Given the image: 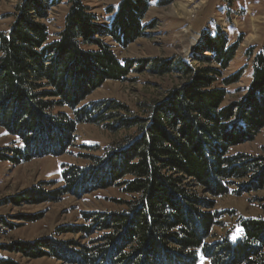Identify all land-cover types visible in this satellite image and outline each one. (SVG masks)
Returning a JSON list of instances; mask_svg holds the SVG:
<instances>
[{"label":"trees","instance_id":"trees-1","mask_svg":"<svg viewBox=\"0 0 264 264\" xmlns=\"http://www.w3.org/2000/svg\"><path fill=\"white\" fill-rule=\"evenodd\" d=\"M63 1L70 6L64 26L50 41L45 20L51 6ZM149 5L150 0H121L106 25L83 0H21L10 29L0 32V124L24 142L0 160L18 164L65 152L82 122L110 120L112 129H136L106 157H93L91 167L63 171L62 194L122 184L133 196L122 211L96 213L92 224L78 231L104 232L101 243L78 251L76 242L48 239L20 241V248L29 257L74 258L79 264H197L201 256L210 264H264V218L242 219L233 238L211 240L222 217L214 211L215 198L229 193L235 180L264 187V158L229 152L264 127V50L246 51L255 57L253 74L238 103L223 106L228 91L214 86L237 52L218 29L204 31L193 53L204 66L180 60L187 81L145 117L121 115L128 107L116 100L81 105L103 82L122 79L132 67L134 62L121 61L105 38L130 42L140 36ZM148 62L158 72L173 69L172 63ZM241 74L223 78L222 84ZM62 106L73 116L56 112ZM0 264L19 263L0 256Z\"/></svg>","mask_w":264,"mask_h":264},{"label":"rangeland","instance_id":"rangeland-1","mask_svg":"<svg viewBox=\"0 0 264 264\" xmlns=\"http://www.w3.org/2000/svg\"><path fill=\"white\" fill-rule=\"evenodd\" d=\"M20 1L0 0V32L10 29ZM83 1L101 23L109 25L121 0ZM69 7L67 1L51 6L45 20L50 41L58 39ZM142 22L144 30L130 42L105 38L121 61L131 60L134 64L122 79H108L99 85L81 105L116 100L128 107V112L121 111V115L145 117L154 103L165 101L170 91L180 89L187 81L180 71V60L203 65L193 60V53L204 31L216 32L218 29L227 34L230 45L236 44L237 47L235 56L222 72L223 78L234 76L238 71L242 74L236 82L225 85L222 78L214 86L225 87L228 91L223 106L238 103L246 95L255 58L254 55L249 58L246 51L253 48L256 54L264 50V0H150ZM194 37L195 41L191 43ZM154 60L172 63L173 69L158 72L161 69L147 63ZM58 111L73 116L69 107H58ZM111 124L110 120L103 124L79 123L73 132L71 146L58 155L33 156L18 164L0 160V221H3L0 222V256L19 264H79L74 258L68 262L50 255L29 257L19 242L73 241L78 243V251L83 246L90 248L100 242L104 232L87 235L78 231L90 226L92 215L96 213L122 211L125 202L133 196L122 184L105 188L97 185L95 190L62 194L67 183L63 171L70 167H91L93 157H106L136 132L135 128L115 130L109 126ZM43 133L40 135L44 136ZM23 144L19 136L0 124V156L8 157L12 149ZM229 152L230 155L264 158V127L254 138L231 146ZM250 182L249 179L235 180L229 193L215 198L214 211L222 217L212 230V241L221 240L227 234L233 238L242 219L264 218V187L255 188ZM195 189L207 196L201 187ZM197 264H210V261L201 256Z\"/></svg>","mask_w":264,"mask_h":264},{"label":"bare ground","instance_id":"bare-ground-1","mask_svg":"<svg viewBox=\"0 0 264 264\" xmlns=\"http://www.w3.org/2000/svg\"><path fill=\"white\" fill-rule=\"evenodd\" d=\"M194 41H195V37L192 39L191 43H194Z\"/></svg>","mask_w":264,"mask_h":264}]
</instances>
